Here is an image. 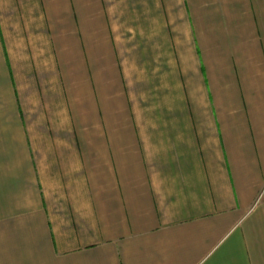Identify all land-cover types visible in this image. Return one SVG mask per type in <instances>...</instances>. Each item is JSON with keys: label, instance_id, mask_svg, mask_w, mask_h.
<instances>
[{"label": "crops", "instance_id": "0c3cea01", "mask_svg": "<svg viewBox=\"0 0 264 264\" xmlns=\"http://www.w3.org/2000/svg\"><path fill=\"white\" fill-rule=\"evenodd\" d=\"M0 264H264V0H0Z\"/></svg>", "mask_w": 264, "mask_h": 264}]
</instances>
